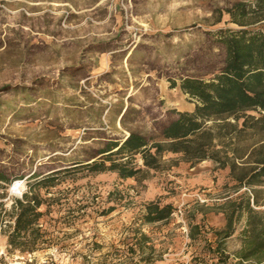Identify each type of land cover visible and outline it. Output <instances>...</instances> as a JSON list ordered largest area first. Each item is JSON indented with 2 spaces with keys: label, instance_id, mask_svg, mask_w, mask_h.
Segmentation results:
<instances>
[{
  "label": "rangeland",
  "instance_id": "rangeland-1",
  "mask_svg": "<svg viewBox=\"0 0 264 264\" xmlns=\"http://www.w3.org/2000/svg\"><path fill=\"white\" fill-rule=\"evenodd\" d=\"M255 1L0 0V227L22 199L13 182L23 181L26 194L57 174L34 186L45 200L40 237L23 250L37 262L220 264L210 251V228L223 225L214 207L245 190L235 192L227 169L172 154L157 171L133 156L138 179L82 165L131 133L162 142L177 113L195 105L180 82L209 81L224 68L219 34L239 29L227 12ZM149 203L173 213L145 223ZM191 225L199 227L194 240ZM10 229L0 231V249ZM240 229L225 242L227 254L239 247Z\"/></svg>",
  "mask_w": 264,
  "mask_h": 264
},
{
  "label": "trees",
  "instance_id": "trees-1",
  "mask_svg": "<svg viewBox=\"0 0 264 264\" xmlns=\"http://www.w3.org/2000/svg\"><path fill=\"white\" fill-rule=\"evenodd\" d=\"M227 13L239 29L219 34L225 50L224 68L209 81L184 79L179 84L180 91L194 101L193 111L177 113L163 129L162 142L149 143L142 135L131 133L123 142L108 143L100 152L102 160L82 167L91 172H114L120 179H138L143 169L132 164L133 156L141 157L144 169L157 171L169 164L163 157L172 154L191 165L208 160L217 169H227L235 192L245 190L214 207L223 225L210 228L215 244L210 251L220 264H264V209H260L264 208V26L251 27L264 21V0L249 7L237 4ZM247 112H256L258 117ZM56 175L42 178L34 186L50 183ZM0 182H5L2 174ZM34 186L12 204L13 226L6 236L13 250L29 251L23 249L39 236L45 200ZM172 213L171 205L149 203L143 221H165ZM239 226V247L227 254L225 242ZM199 234L197 225L189 226L190 239Z\"/></svg>",
  "mask_w": 264,
  "mask_h": 264
},
{
  "label": "built area",
  "instance_id": "built-area-1",
  "mask_svg": "<svg viewBox=\"0 0 264 264\" xmlns=\"http://www.w3.org/2000/svg\"><path fill=\"white\" fill-rule=\"evenodd\" d=\"M11 190H16L19 198L22 197L25 189L23 188V181H15L11 185ZM6 224L12 226L13 220L5 222L1 227L6 228ZM0 227V231L2 228ZM34 251L21 252L13 250L9 245L0 249V264H47L44 261L37 262Z\"/></svg>",
  "mask_w": 264,
  "mask_h": 264
},
{
  "label": "crops",
  "instance_id": "crops-1",
  "mask_svg": "<svg viewBox=\"0 0 264 264\" xmlns=\"http://www.w3.org/2000/svg\"><path fill=\"white\" fill-rule=\"evenodd\" d=\"M176 87H174V88H171V89H175ZM180 90V89H179ZM172 100V99H171ZM172 102H173V105L175 104V100H172ZM193 109H194V107H193ZM193 109H191V110H189V111H186V112H191V111H193ZM119 119V118H118ZM118 119H117V123H118ZM127 136H129V135H127ZM115 142H117V141H115ZM120 142H123V141H120ZM1 183V182H0ZM12 226H13V224H12ZM12 226H10V228H12Z\"/></svg>",
  "mask_w": 264,
  "mask_h": 264
}]
</instances>
